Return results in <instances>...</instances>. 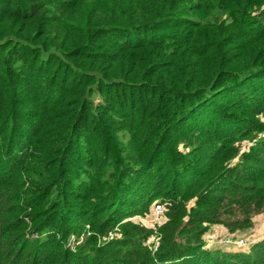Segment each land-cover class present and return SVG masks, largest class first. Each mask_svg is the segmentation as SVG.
<instances>
[{
	"label": "trees",
	"instance_id": "trees-1",
	"mask_svg": "<svg viewBox=\"0 0 264 264\" xmlns=\"http://www.w3.org/2000/svg\"><path fill=\"white\" fill-rule=\"evenodd\" d=\"M258 213L264 0H0V264H264Z\"/></svg>",
	"mask_w": 264,
	"mask_h": 264
},
{
	"label": "rangeland",
	"instance_id": "rangeland-1",
	"mask_svg": "<svg viewBox=\"0 0 264 264\" xmlns=\"http://www.w3.org/2000/svg\"><path fill=\"white\" fill-rule=\"evenodd\" d=\"M248 145L246 142L244 143L243 145V148L247 149L248 148ZM144 222L148 225V226H153V224L155 223V221L153 220V218L151 217H147V219L144 220ZM254 227L252 229H250L249 231H247L245 234H239V238L241 239H245V240H249V241H252V242H255L258 238H260L261 236L264 235V213H258L254 216ZM227 231L226 229L224 228H217L216 232L212 233L214 234V239L217 241V242H222L223 241V238L225 235H228L226 234ZM35 234V233H34ZM210 234V235H212ZM111 236H114V232H112ZM85 236L81 237L80 238V241L84 238ZM217 237V239H216ZM232 237V236H230ZM226 238V237H225ZM158 239L159 237L158 236H153L149 241L148 243H153V244H157L158 243ZM210 240H212V238H209ZM70 244L71 245H75L76 244V237L75 236H71V239H70ZM79 243V242H78ZM220 245H223V247H225L226 249H235L236 247H233V246H228V245H225V244H220ZM249 248V245H246L244 247H240V248H237L239 250H247Z\"/></svg>",
	"mask_w": 264,
	"mask_h": 264
},
{
	"label": "built area",
	"instance_id": "built-area-1",
	"mask_svg": "<svg viewBox=\"0 0 264 264\" xmlns=\"http://www.w3.org/2000/svg\"><path fill=\"white\" fill-rule=\"evenodd\" d=\"M155 218H159L160 216H162L163 212H164V208L162 206V204H156L155 205ZM112 234V232L110 233V235ZM33 236H37V234H33ZM224 241H227V242H234V240L231 238V237H226L224 239ZM245 240H239L238 244H245Z\"/></svg>",
	"mask_w": 264,
	"mask_h": 264
}]
</instances>
